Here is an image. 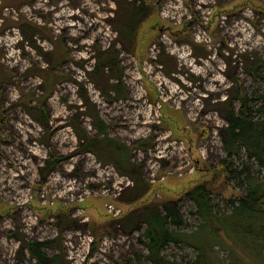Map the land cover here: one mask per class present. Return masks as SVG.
<instances>
[{
  "label": "rangeland",
  "instance_id": "rangeland-1",
  "mask_svg": "<svg viewBox=\"0 0 264 264\" xmlns=\"http://www.w3.org/2000/svg\"><path fill=\"white\" fill-rule=\"evenodd\" d=\"M259 73L264 0H0V264H35L33 242L59 264H153L139 228L146 206L170 200L195 248L171 244L166 259L264 264L238 226L232 243L198 241L185 195L215 179L213 203L230 212L244 193L218 167L224 115L242 89L264 117Z\"/></svg>",
  "mask_w": 264,
  "mask_h": 264
},
{
  "label": "trees",
  "instance_id": "trees-1",
  "mask_svg": "<svg viewBox=\"0 0 264 264\" xmlns=\"http://www.w3.org/2000/svg\"><path fill=\"white\" fill-rule=\"evenodd\" d=\"M101 64L102 61L99 59L96 68ZM261 65L262 63L255 65V69ZM259 75L264 79V74L259 73ZM119 96L121 97L123 94H119ZM235 98L240 100L241 107L238 111L234 107L227 108L224 115L228 125L224 134V150L227 153V160L224 159L218 167L227 179L231 181L235 179L244 188V193H241L238 199H230L232 207L230 212L218 210L216 204L213 203L212 196L215 195V192H220L215 179L198 182L186 191L185 195L195 205L201 220L198 226V235L201 238L198 236V241L200 239H203L204 242L213 241L214 245H220L224 240L232 243L229 227L238 226L235 231L243 233L251 241L249 254L257 249L261 255H264V176L261 178L255 176L250 171L251 169H246L243 165V154H245L248 160H256L264 168V117L257 118L255 116L257 112L253 110V107H249V96L242 89H239ZM96 129L98 134L107 136L108 133L103 124L96 125ZM102 140L105 138L90 140V145H94L91 143L92 141L98 145ZM103 147L108 149L106 145ZM85 149L86 151L91 150L87 145ZM119 150L123 167L129 162L130 153L127 147H119ZM233 158L241 161L240 169L233 165ZM226 183L228 184L227 181ZM161 204L162 210L158 208L157 204L145 207L147 210L144 212L146 227L145 229L143 226L139 228L143 231L140 239L146 248L148 260L153 264H181L166 259L162 253L166 246L185 242L191 247H195L191 244L189 234L179 233L175 229L184 224L183 215L177 202L170 200ZM220 213L224 215L221 217ZM201 232H204L203 235H200ZM44 246V243L36 242L27 244L26 249L36 260L35 264H59L56 257L49 258L42 251ZM204 259L201 252H198L196 259L189 264H210V261Z\"/></svg>",
  "mask_w": 264,
  "mask_h": 264
},
{
  "label": "built area",
  "instance_id": "built-area-1",
  "mask_svg": "<svg viewBox=\"0 0 264 264\" xmlns=\"http://www.w3.org/2000/svg\"><path fill=\"white\" fill-rule=\"evenodd\" d=\"M127 181V183H129V180L125 177H120L119 180H117V182L115 183V191L119 194L123 188L122 184L124 183V181ZM109 190V189H108ZM117 195V194H115Z\"/></svg>",
  "mask_w": 264,
  "mask_h": 264
}]
</instances>
